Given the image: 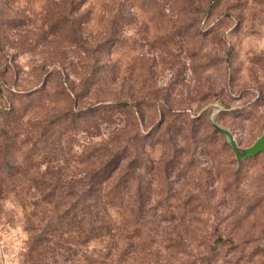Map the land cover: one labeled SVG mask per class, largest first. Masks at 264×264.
Masks as SVG:
<instances>
[{"label":"rangeland","instance_id":"obj_1","mask_svg":"<svg viewBox=\"0 0 264 264\" xmlns=\"http://www.w3.org/2000/svg\"><path fill=\"white\" fill-rule=\"evenodd\" d=\"M263 133L264 0H0V264H264ZM122 152L123 260L63 198Z\"/></svg>","mask_w":264,"mask_h":264},{"label":"trees","instance_id":"obj_2","mask_svg":"<svg viewBox=\"0 0 264 264\" xmlns=\"http://www.w3.org/2000/svg\"><path fill=\"white\" fill-rule=\"evenodd\" d=\"M126 173L127 164L124 152L103 154L99 157L97 168L86 174L87 188H78L73 185L66 188L67 193L63 197L67 199L77 198L78 203H85L86 200L95 201V220L92 221L95 222V226L90 225L88 227H91V232L95 231L96 239L107 243L108 253L105 257H109V259H112L114 253L112 247L114 242L123 241L120 256L122 260L127 246L125 243L128 234L126 206L123 202L118 205L113 202L116 197L123 195L125 190L123 179ZM139 205L142 208L141 202ZM113 208L119 209L118 218L112 216L111 209ZM92 214L89 209L82 210L84 220L87 216L93 218ZM219 241L221 243L226 242L222 238H219Z\"/></svg>","mask_w":264,"mask_h":264},{"label":"water","instance_id":"obj_3","mask_svg":"<svg viewBox=\"0 0 264 264\" xmlns=\"http://www.w3.org/2000/svg\"><path fill=\"white\" fill-rule=\"evenodd\" d=\"M263 151H264V133L262 137L258 140V142L254 145V147L251 150H249L244 156H242V159L251 158L253 156L260 154Z\"/></svg>","mask_w":264,"mask_h":264}]
</instances>
